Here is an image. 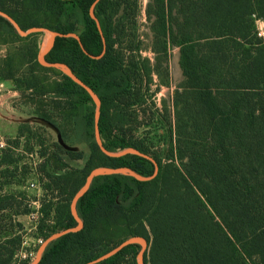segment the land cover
<instances>
[{
    "label": "trees",
    "instance_id": "1",
    "mask_svg": "<svg viewBox=\"0 0 264 264\" xmlns=\"http://www.w3.org/2000/svg\"><path fill=\"white\" fill-rule=\"evenodd\" d=\"M138 1L96 4L106 43L103 57L89 56L73 37H56L46 59L66 63L98 94L105 147H135L157 160L159 173L149 181L123 174L95 177L77 204L84 227L52 241L39 264H85L135 235L149 241L145 264H264V39L256 25L264 18V0H150L146 13L155 63L142 54ZM93 2L0 0V11L22 30L77 32L87 52L99 55L104 44L90 16ZM42 34L21 36L0 14V45L12 48L0 59L1 80L13 81L22 103L58 127L64 139L68 127L58 118L73 122L74 142L89 148L85 154L57 142L60 151L84 164L74 166L54 151L39 166L45 196L51 195L40 212L54 213L46 239L77 225L70 202L92 169L128 166L148 176L154 164L135 154L110 157L99 149L95 103L72 78L38 61ZM174 46L180 48L184 79L172 98L171 120L154 109L150 83L154 73L167 82ZM155 126L175 140L166 160L158 153ZM20 127L18 137H23ZM18 163L0 149V211L11 209L13 215L30 210L17 204L25 192L6 188ZM20 243V236H0V264H15ZM140 249L128 245L98 264H137Z\"/></svg>",
    "mask_w": 264,
    "mask_h": 264
},
{
    "label": "rangeland",
    "instance_id": "2",
    "mask_svg": "<svg viewBox=\"0 0 264 264\" xmlns=\"http://www.w3.org/2000/svg\"><path fill=\"white\" fill-rule=\"evenodd\" d=\"M149 2L150 0L138 1V28L142 40V54L144 57H149L150 60L155 63V54L149 49L152 42V32L150 28L151 20L146 13ZM256 25L258 27V32L264 31V18L256 19ZM21 36L27 35L21 34ZM43 37L44 32L41 35V40ZM259 37L264 39V35ZM11 51L12 48L0 45V59L4 58V55ZM178 55L177 47L175 50H170L168 63H166L169 71L166 81L168 80L169 83L163 84L162 76L158 73H155L153 81L150 83V92L152 94L150 101L155 103L154 109L164 113L167 112L171 120L174 118L172 95L175 89L180 86V82L184 79L181 69L179 67L177 70L175 69L174 62L175 59L177 60ZM18 65L19 64H17V68L19 67V70L23 69V66ZM50 77H55V75L51 73ZM0 81L3 84L1 91L3 97H0L2 99L0 103V139L5 141V147L2 149L9 150L13 158L19 162L17 172H15L14 176L8 177L7 179L12 182V184L7 185L6 188L11 192H25L27 194L26 199H23V201L19 200L20 202L17 201V204H21L23 207L30 209L28 213L19 215H13L11 209L0 211V236H3V238H5V236H20L21 243L15 253L14 263L30 264L35 258L38 247L41 244L40 239L45 240L44 233H49V226L52 225L54 219V213H52L51 216H45L40 212L42 203L47 202L51 197L50 194L45 196L43 184L40 181V177L42 176L39 172L40 164L54 151L60 158H66V160L74 166H82L84 164L83 159H71L67 154L60 151L55 145L57 142L66 150H83L85 154H88L89 148L85 143L74 142L77 126L74 125L73 122L67 125L66 121L63 122L61 118H58L59 122H62L68 127L67 138L64 139L62 136L63 143H60L58 141L57 132V129L59 131L60 129L49 122L47 123L39 118H35V111L30 107L24 105L16 106L14 97L10 92L12 90L10 84L11 82L13 83V81H3L1 78ZM47 99L50 100V97L48 96ZM21 118L29 119L27 121H21ZM21 124H24V127L21 126L24 130V135L23 137H18V129ZM156 127L157 126H155L154 133L152 134L153 136H157V139L160 140V145H156L158 146V153L166 160V151L171 143H175V140L169 136V133L166 134V137L162 135L164 134L163 131L158 133ZM152 128L154 127L152 126ZM146 130L149 129L146 128ZM158 142L159 141H157V143ZM44 181L46 182L47 179L44 178ZM56 200L57 199H54V202H56ZM40 222L44 224L42 227L39 226ZM114 246H116V244L110 245L104 249L103 252ZM30 252L34 253L33 259H24L20 255L21 253ZM129 264L133 263L130 261Z\"/></svg>",
    "mask_w": 264,
    "mask_h": 264
},
{
    "label": "water",
    "instance_id": "3",
    "mask_svg": "<svg viewBox=\"0 0 264 264\" xmlns=\"http://www.w3.org/2000/svg\"><path fill=\"white\" fill-rule=\"evenodd\" d=\"M99 1L100 0H94V2L92 3V5L90 7V16L95 20V22L97 24V28L99 30V33L102 37L103 44H104L103 50L99 55L89 54L87 52V50L85 49V47L83 46L81 38L77 33H73V32L63 33V32H59L56 30H50L47 28H31L29 30H22L21 27L17 24V22L14 19H12L9 15H7L6 13H4L2 11H0V14L5 16L6 18H8L14 24V26L17 28V30L23 35H28L30 33L43 31L44 37L42 38L40 46H39L38 61L45 67L60 70L61 72H63L64 74H66L67 76L72 78L76 83H78L80 86H82L89 93V95L91 96L92 100L95 103V115H94L95 139H96V143H97L99 149L104 154H106L107 156H110V157H121V156H124L127 154H135V155L147 158L153 162L154 171L151 175L146 176V175L140 174L139 172H137L136 170H134L133 168L128 167V166H119V167L100 166V167H96V168L92 169L89 172V174L86 176V179H85L83 186L75 193V195L73 196V198L70 202L71 213H72L73 217L75 218L77 225L74 227H70V228L61 230V231H57V232L49 235L38 247L36 256L30 262V264H39L40 263L44 251L46 250L47 246L52 241L58 239L59 237L65 235L67 233L80 231L84 227V222L81 219V217L79 216L78 211H77V204H78L79 199L89 190L91 183L95 177L103 176V175H112V174H123V175L132 176V177H134L140 181H149V180L154 179L159 173V164H158L157 160H155V158L153 156L146 154V153L142 152L141 150H139L135 147H128V148H125L121 151H112V150H109L105 147L103 140H102V137H101L100 128H99V120H100V114H101V99L98 96V94L88 84H86L83 80H81L66 63H64V62H50L46 59V54L52 48V46L54 44V40L56 37H74L79 42L81 48L83 49V51L86 54H88L92 58L103 57V55L106 52L105 37L103 34V30L101 28V24L99 22V19L97 18L96 14H95V6ZM43 121L48 123V121H45L44 119H43ZM50 124H52V123H50ZM57 132H58V141L60 143H63L61 131H59L57 129ZM131 244H139L141 246V249L139 250L138 255H137V264H145V254L149 250L150 245H149L148 239L145 236H141V235H135V236L128 237L127 239H125L121 243H119L117 246L110 249L108 252L102 254L98 258L93 259V260H91L85 264H98V263L112 257L113 255L117 254L124 247L131 245Z\"/></svg>",
    "mask_w": 264,
    "mask_h": 264
},
{
    "label": "crops",
    "instance_id": "4",
    "mask_svg": "<svg viewBox=\"0 0 264 264\" xmlns=\"http://www.w3.org/2000/svg\"><path fill=\"white\" fill-rule=\"evenodd\" d=\"M177 46H174L172 49L173 50H175V48H176ZM178 48V53H179V55H178V58H177V60L175 59V69L177 70L178 69V67L181 69V67H180V63H179V60H180V48L179 47H177ZM181 71H182V69H181ZM183 73V72H182ZM154 75H155V73H154ZM7 81H10V80H7ZM162 83V82H161ZM169 83V81L167 80V82H165V83H163V84H168ZM11 87H12V90L10 91L11 92V95L14 97V102H15V105L16 106H18V105H24V106H28V107H30L31 109H33L34 110V108L33 107H31L30 105H28V104H25V103H22V101H21V99H20V96H19V93H18V91L17 90H15V88H14V83H12L11 82ZM2 93V92H1ZM173 95H174V93H173ZM173 95H172V98H173ZM2 95H0V97H1ZM3 97V96H2ZM2 102V99L0 98V103ZM35 118H39L40 120H43V119H41L40 117H38L37 115L36 116H34ZM29 118H21V121H27Z\"/></svg>",
    "mask_w": 264,
    "mask_h": 264
},
{
    "label": "built area",
    "instance_id": "5",
    "mask_svg": "<svg viewBox=\"0 0 264 264\" xmlns=\"http://www.w3.org/2000/svg\"><path fill=\"white\" fill-rule=\"evenodd\" d=\"M258 35L259 36H262L264 35V31H260L258 32ZM2 82L0 81V95H1V91H2ZM5 147V141L3 139H0V149L4 148ZM44 240L43 239H40V243H42ZM21 257H23L24 259H33L34 257V253L33 252H30V253H21L20 254Z\"/></svg>",
    "mask_w": 264,
    "mask_h": 264
},
{
    "label": "flooded vegetation",
    "instance_id": "6",
    "mask_svg": "<svg viewBox=\"0 0 264 264\" xmlns=\"http://www.w3.org/2000/svg\"><path fill=\"white\" fill-rule=\"evenodd\" d=\"M73 33H77V32H73ZM79 35V33H77ZM80 36V35H79ZM74 38V37H73ZM84 46V45H83ZM81 47V46H80Z\"/></svg>",
    "mask_w": 264,
    "mask_h": 264
}]
</instances>
